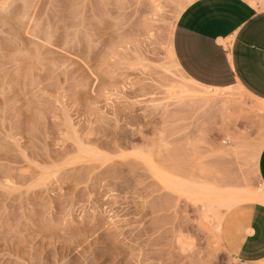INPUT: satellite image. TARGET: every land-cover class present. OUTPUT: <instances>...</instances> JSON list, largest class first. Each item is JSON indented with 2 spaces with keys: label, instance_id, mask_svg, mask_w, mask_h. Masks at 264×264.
<instances>
[{
  "label": "rangeland",
  "instance_id": "1",
  "mask_svg": "<svg viewBox=\"0 0 264 264\" xmlns=\"http://www.w3.org/2000/svg\"><path fill=\"white\" fill-rule=\"evenodd\" d=\"M194 1L0 0V264H240L264 104L179 70Z\"/></svg>",
  "mask_w": 264,
  "mask_h": 264
},
{
  "label": "crops",
  "instance_id": "2",
  "mask_svg": "<svg viewBox=\"0 0 264 264\" xmlns=\"http://www.w3.org/2000/svg\"><path fill=\"white\" fill-rule=\"evenodd\" d=\"M172 52L194 84L216 90L242 87L264 104V10L247 0L194 1L176 24ZM256 171L263 186L264 145ZM221 234L224 249L238 263L264 261V206L232 207Z\"/></svg>",
  "mask_w": 264,
  "mask_h": 264
},
{
  "label": "bare ground",
  "instance_id": "3",
  "mask_svg": "<svg viewBox=\"0 0 264 264\" xmlns=\"http://www.w3.org/2000/svg\"><path fill=\"white\" fill-rule=\"evenodd\" d=\"M233 200H235L233 202L237 203V205L244 204V203H257V204H261L264 206V195L261 196V195H255V194H251V195H240V194H238V195H234ZM237 205H235V206H237Z\"/></svg>",
  "mask_w": 264,
  "mask_h": 264
}]
</instances>
